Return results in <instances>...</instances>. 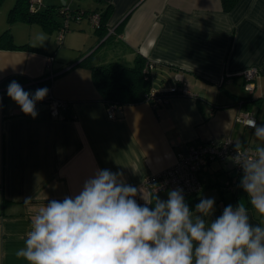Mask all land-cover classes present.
I'll return each instance as SVG.
<instances>
[{
    "label": "crops",
    "instance_id": "crops-1",
    "mask_svg": "<svg viewBox=\"0 0 264 264\" xmlns=\"http://www.w3.org/2000/svg\"><path fill=\"white\" fill-rule=\"evenodd\" d=\"M67 1L70 9H108L106 31L100 33L83 16L70 21L61 44L56 28L53 39L44 35L24 42H15L10 31L15 44L37 50L0 45V80L46 79L52 56L53 77L42 88L68 103L55 117L45 100L38 102L33 119L5 96L8 84L0 86V264H27L15 253L24 247L32 216L47 200L74 195L97 168L121 172L126 183L141 187L140 204L141 195L167 199L168 190L149 192L142 180L199 142L229 137L254 148L253 130L237 120L240 115L249 113L264 124V0H237L228 10L222 0H78L74 6ZM60 2H42L38 10H58ZM56 15L62 24L64 17ZM88 55L87 63L79 62ZM136 55L154 63L151 84L155 75L175 82L180 74L191 95H175L155 107L146 99L117 106L109 118L90 67L111 61L132 65ZM252 67L258 70L255 88L245 95L242 73ZM172 85L151 87L164 91ZM231 164L214 160L199 173L203 187L197 197L215 199L212 219L229 204H247L239 186L242 172ZM26 198H32L30 204ZM248 210L254 225L264 224V217Z\"/></svg>",
    "mask_w": 264,
    "mask_h": 264
},
{
    "label": "clouds",
    "instance_id": "clouds-1",
    "mask_svg": "<svg viewBox=\"0 0 264 264\" xmlns=\"http://www.w3.org/2000/svg\"><path fill=\"white\" fill-rule=\"evenodd\" d=\"M48 93L26 91L15 80L7 86V96L33 119ZM246 125L258 143L242 150L236 141L231 161L242 169L247 204H229L212 219L214 198L201 197L190 209L179 188L168 190L167 199L141 195L140 204L141 187L97 168L74 195L39 208L16 257L27 264H264V224L254 225L248 210L264 217V124L251 118Z\"/></svg>",
    "mask_w": 264,
    "mask_h": 264
},
{
    "label": "built area",
    "instance_id": "built-area-1",
    "mask_svg": "<svg viewBox=\"0 0 264 264\" xmlns=\"http://www.w3.org/2000/svg\"><path fill=\"white\" fill-rule=\"evenodd\" d=\"M41 0H29L27 3L30 11L35 12L38 8ZM67 8H60V13L64 14V25H67L69 19H74L78 21L82 15L81 13L73 15V17L67 15ZM89 21L92 23V26L98 27L99 25V14L98 13H89L86 16ZM66 31V27H60L57 34V43L61 44L64 32ZM53 57L50 56L47 60V67L50 70L49 75H47L46 79H51L53 76L51 71V63ZM153 64L151 61H147L145 69L143 72L152 74ZM257 69L252 67L243 71L242 76L244 80V89L246 92H250L255 88V76L257 74ZM174 84L169 87L167 90H157L155 88H151L149 93L146 96V101H149L154 107L158 106L162 103H166L167 100L175 95L178 96H188L191 95L190 91L185 82H183V78L180 74H177L174 77ZM31 84L34 81H30ZM47 97L44 99L49 107V112L55 117H61V110L65 109L68 105L66 101L58 100L51 95L50 88ZM117 106L113 104L107 105V115L109 118L114 117V109ZM253 118L249 113H245L243 115L238 116L237 120L246 125V121L248 119ZM242 150L252 149V147L241 146ZM235 143L229 137L221 138V139H211L205 142H199L194 144L188 151L185 153H180L177 158V161L171 166L165 167L161 171L156 173H151L147 175L143 180L142 184L144 188L149 190V192H157L164 190H173V189H182L184 197H188L192 194L199 193L202 189V182L199 177L200 171L204 168V166L211 161H231V157L235 156ZM233 169L235 172L240 173L242 169L239 166L234 165ZM137 199V197H136ZM138 202V200H137Z\"/></svg>",
    "mask_w": 264,
    "mask_h": 264
},
{
    "label": "trees",
    "instance_id": "trees-1",
    "mask_svg": "<svg viewBox=\"0 0 264 264\" xmlns=\"http://www.w3.org/2000/svg\"><path fill=\"white\" fill-rule=\"evenodd\" d=\"M237 0H222L224 8L230 9V7L234 6ZM28 0H15L13 6L9 9L8 12V22L17 21V20H27L34 21L42 25L43 28L47 29L49 32L53 29L60 27H66V30L69 29L68 25L70 21L74 19H69L67 25H64L65 21L62 24L58 23L55 19V15L59 14L62 17H65L64 14L60 13V8H67V15L73 17V15L81 13L84 16H87L89 13H98L99 14V25L95 27L97 31L100 33H104L106 31L107 25L106 20L108 17V9L105 11H88V10H80V9H70L68 5L59 6L58 10L52 9V7L38 10L36 12H30L28 10ZM40 5V3H39ZM39 7V6H38ZM55 14V15H54ZM76 21V20H75ZM9 29L4 30L0 34V45L5 42H8L12 48L17 49H30L37 50L38 48L30 45L28 43L23 44H15L12 41L11 33L8 31ZM89 59V55L82 59L81 63H87L86 61ZM132 65H126L119 61H111L105 64L100 65H92L91 69V77L94 82V86H96L97 90L100 93L101 100L107 105L113 104L115 106H121L126 104H134L141 101H144L151 87V74L143 72L147 63L146 58L141 55H136L133 59ZM154 65V64H153ZM12 80L17 81L22 85L24 89H38L42 88V85L46 82V85L50 81V79L38 80L31 84L30 81H27L26 77L22 75H11L4 77V79L0 80V86H4L9 84ZM5 96H7V89L3 92ZM245 101H249L250 97H243ZM203 187V186H202ZM197 194H192L185 198L186 203L189 205L190 209L195 208V205L199 203V197Z\"/></svg>",
    "mask_w": 264,
    "mask_h": 264
},
{
    "label": "rangeland",
    "instance_id": "rangeland-1",
    "mask_svg": "<svg viewBox=\"0 0 264 264\" xmlns=\"http://www.w3.org/2000/svg\"><path fill=\"white\" fill-rule=\"evenodd\" d=\"M50 2V0H42V2ZM57 1V0H54ZM76 1L78 0H68L67 2H69L70 4H72V6H74L76 4ZM15 0H0V32L9 29L8 31L10 32H14L16 38H15V42H24L25 40H28L31 38L34 39H42L43 36H49L52 39L55 36V33H53V31H48L47 29L43 28L42 25L40 24H31V23H26V22H16L15 20L12 22H8V11L9 9L12 7V4H14ZM41 2L39 6V8L41 7V5H43ZM55 15V14H54ZM56 19H59V17L57 15H55ZM62 20V18H60ZM84 23H86V21H84ZM12 25V28H10ZM33 25V26H32ZM10 32V33H11ZM163 78V79H162ZM159 80V81H158ZM174 81L172 79H170L168 76L162 75V77L159 76H154L153 77V82L152 84L157 87H163L165 88L166 86L172 85ZM26 91H30L33 92V90L31 89H25ZM242 94H247V92H245V90L241 91ZM260 119H264V110L260 111ZM252 142L255 141L256 144V140L255 137L252 135V138L250 139ZM258 143V142H257Z\"/></svg>",
    "mask_w": 264,
    "mask_h": 264
},
{
    "label": "water",
    "instance_id": "water-1",
    "mask_svg": "<svg viewBox=\"0 0 264 264\" xmlns=\"http://www.w3.org/2000/svg\"><path fill=\"white\" fill-rule=\"evenodd\" d=\"M60 1H61L60 3H62V4L64 5V1H65V0H60Z\"/></svg>",
    "mask_w": 264,
    "mask_h": 264
}]
</instances>
